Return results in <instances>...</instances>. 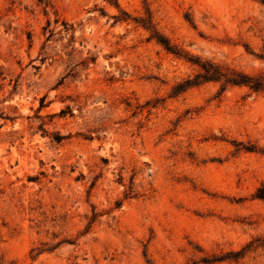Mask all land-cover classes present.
<instances>
[{"label": "rangeland", "instance_id": "1", "mask_svg": "<svg viewBox=\"0 0 264 264\" xmlns=\"http://www.w3.org/2000/svg\"><path fill=\"white\" fill-rule=\"evenodd\" d=\"M0 264H264V0H0Z\"/></svg>", "mask_w": 264, "mask_h": 264}, {"label": "trees", "instance_id": "2", "mask_svg": "<svg viewBox=\"0 0 264 264\" xmlns=\"http://www.w3.org/2000/svg\"><path fill=\"white\" fill-rule=\"evenodd\" d=\"M144 29L149 30V28H147V26H145V24L143 25ZM151 39V38H150ZM156 39V43L161 45L166 52L171 53L173 55H179L177 52H175L172 48V46H170V44L168 43L167 40H164L162 38H155ZM201 70L207 74L208 71L204 66H200ZM238 79L236 80H231L229 83L232 85H243V86H247L249 89L257 91L259 90V87L255 84V82H253L252 78H249L245 75L242 74H237Z\"/></svg>", "mask_w": 264, "mask_h": 264}]
</instances>
